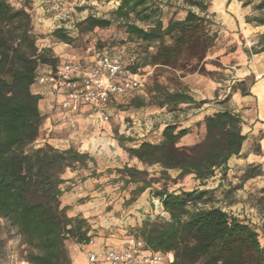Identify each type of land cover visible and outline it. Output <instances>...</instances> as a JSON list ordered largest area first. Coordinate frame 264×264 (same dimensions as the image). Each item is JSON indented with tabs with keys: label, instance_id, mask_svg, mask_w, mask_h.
Instances as JSON below:
<instances>
[{
	"label": "trees",
	"instance_id": "trees-1",
	"mask_svg": "<svg viewBox=\"0 0 264 264\" xmlns=\"http://www.w3.org/2000/svg\"><path fill=\"white\" fill-rule=\"evenodd\" d=\"M151 1L121 0L113 12L115 19L124 21L130 42L145 48L144 65L211 75L202 67L217 40L208 17L211 0H182L185 17L172 18L167 25L161 19L160 5ZM257 10L264 11V2ZM132 16L148 23V27L131 23ZM245 22L262 27L264 13L248 16ZM111 24V20L90 16L77 24V29L90 33ZM51 37L65 45L75 41L63 27L54 30ZM107 53L119 55L132 74L140 75L137 61H131L125 52ZM260 53H264V47L255 54ZM58 64L59 58L51 48H39L29 9L16 8L12 0H0V220L16 229L27 249L25 259L29 264H73L68 243L82 246L94 238L90 219L69 217V208L62 206L61 199L68 188V172L77 173L81 182L99 180L101 174L91 170L95 158L73 147L59 149L48 142L35 146L46 118L39 109L40 99L33 93V85L42 67L55 68ZM243 86V82L238 89L234 86L233 94L239 90L241 95H249ZM155 92L151 105L170 112L185 111L187 108H180L183 105L203 104L186 91L170 92L159 84ZM146 105L141 102L139 107ZM204 129L203 136L192 146L180 143L193 129L173 123L166 125L158 142L117 135L127 159L146 169L126 163L113 170L116 176L109 184H118L121 192L128 194L126 208L150 191L158 200L170 220L146 221L139 233L153 251L173 256L169 264H264V247L255 226L219 207H200L208 202L206 198L212 191H171L165 186L167 181L191 177L206 188L219 175L221 180L228 175L230 160L241 155L247 140L241 115L226 108L207 116ZM153 167H157V180L147 170ZM172 172L178 175L173 177ZM259 175L261 171L249 167L244 179ZM159 180L164 181V187L154 189Z\"/></svg>",
	"mask_w": 264,
	"mask_h": 264
},
{
	"label": "rangeland",
	"instance_id": "rangeland-1",
	"mask_svg": "<svg viewBox=\"0 0 264 264\" xmlns=\"http://www.w3.org/2000/svg\"><path fill=\"white\" fill-rule=\"evenodd\" d=\"M239 1L242 5L249 4L243 7L244 10L249 11V15H245L244 20L248 16H261L264 13V11L257 10L264 0ZM120 2L121 0H12V4L16 8L29 9L39 48H51L53 54L59 58V63L65 60L64 56L77 57L84 54L88 47L94 46L101 52H125L131 61L135 60L139 65V74L144 78V88L135 97L120 100L116 105L110 107L113 115L110 121H104L95 110H86L76 115L73 126L69 124L68 118L61 114L46 116L41 136L35 144L39 147L48 142L59 149L73 147L81 152H89L95 158L96 164L92 165L91 170L94 169L95 172L101 174L98 182L106 193L100 209L96 215L90 218L91 234L94 238L98 237L108 241L109 246L112 247L122 246L131 236L141 238L139 228L146 221L165 223L170 220L169 215L163 212L158 200L153 198L151 191L137 203L126 208L124 203L128 194L121 192L118 184H109L110 180L116 176L113 170L122 168L126 163L140 170L146 169L137 161L127 159L126 154L118 145L116 136L124 135L135 140L159 141L154 138L155 132L168 123L169 118L168 114L161 111V108L151 105L156 98V84L167 91H186L189 95L191 89H195L198 91V96L210 104L209 107L221 97L220 105L224 109H230L232 89L234 86L237 89L240 88L242 82L238 80L241 78L242 69L247 66L242 63V56H247L249 61L254 60L263 54L255 53L264 47V40L261 39L264 34V26L259 27L260 32L252 35L245 34L243 30L232 33L226 29L217 14L214 13V0H211L208 17L214 24L212 31L217 35V40L214 48L207 55V59L202 63V67L206 72L212 74H188L164 67L146 66L144 65L147 56L145 48L139 43L130 42L124 21H118L113 16V12L118 8ZM151 3L160 5L161 19L165 25L172 18L183 19L186 15L182 0H152ZM39 9L42 14L37 13ZM90 16L111 20L112 24L106 29H96L90 33L79 32L77 24ZM130 22L141 27H148V23L139 21L133 16ZM61 27L65 28L75 39L72 45L58 43L51 37L52 32ZM60 48H62V52L57 53ZM152 52L153 49L149 51V53ZM224 58L230 60L226 66L222 63ZM252 63L254 65V61ZM256 65L262 68L264 60L256 62ZM251 81L252 79L249 77L246 82H243V87L248 89ZM214 86L216 91L213 89ZM141 102H145L147 105L139 107ZM191 114H195V112H190ZM184 117L187 118V116ZM254 168L256 171L259 170L258 167ZM147 170L150 177L157 180L159 176L157 167ZM246 170L241 174L226 175L222 180L219 178L216 181H210L206 188L199 186L191 177L167 181L165 186L171 191L182 190L185 192L208 189L212 193L206 198L208 202L200 204V207H219L230 215H240L241 220L249 222L259 232L264 229V221L256 222V224L251 221L256 220L255 211L264 210V197H260L259 191L243 197L244 187L242 189L240 187L244 185L242 181L245 180ZM89 173L91 171L84 174ZM172 176L175 177V174L173 173ZM67 187L70 185L66 184L65 188ZM162 187H164V181L160 180L153 186L154 189ZM262 193L264 196V190ZM240 204L247 207L242 209ZM253 209L255 211H252ZM261 216L264 219V214ZM67 248L70 254L76 253L74 264L88 262V249H82L80 245L73 242H69ZM26 253L27 249L22 245L21 237L16 229L0 220V264H19L20 261L26 260ZM165 264H169L168 259Z\"/></svg>",
	"mask_w": 264,
	"mask_h": 264
},
{
	"label": "crops",
	"instance_id": "crops-1",
	"mask_svg": "<svg viewBox=\"0 0 264 264\" xmlns=\"http://www.w3.org/2000/svg\"><path fill=\"white\" fill-rule=\"evenodd\" d=\"M38 14H42L41 9L37 10ZM214 13L217 14L221 23L230 32H239L243 30L245 34H254L260 32L259 27L246 24L244 20L245 15H249V11L243 9L242 3L239 0H214ZM237 35V34H236ZM62 52L60 48L57 53ZM59 55V54H58ZM258 56V55H257ZM65 60L72 58V56H64ZM230 59V58H229ZM264 60V53L249 61L247 56H242L241 61L246 64V68L242 69L241 78L239 82H246L249 77L252 81L248 87L249 95L243 96L240 93H234L230 100V109L235 113L241 115L243 120V133L247 135V140L243 146L241 155L234 157L230 160L228 175L241 174L249 167H258L261 171V175L251 178L249 180H243L244 187L243 197H247L250 193H256L259 191L260 197H264L262 190H264V65L259 68L256 62ZM230 60L222 59V63L226 66ZM254 61V65H252ZM204 81V80H201ZM206 83V82H205ZM214 91L216 87L214 86ZM190 96L194 98L197 103L203 102L201 107H194L189 105H183L180 108L186 109L185 111L170 112L165 108L161 111L168 114L169 122L165 123L158 131L155 132V139L160 140L161 133L167 124L173 123L179 125L181 128H192L193 132L182 139L180 145L192 146L197 143L200 137L204 134V120L207 116L217 113L224 108L221 104V97L219 100L210 104L206 103V100L197 94V90L191 89ZM41 111V110H40ZM190 112H195L191 114ZM184 116H187L185 118ZM174 172H172L173 174ZM175 176L178 173H174ZM219 175L214 181L219 179ZM66 179L69 181L67 188L61 201L63 207H68V216L77 217L82 216L85 218H91L96 215V212L100 209V206L105 200V191L102 190L100 182L93 179H87L84 182L78 181V174L68 172ZM264 199V198H263ZM241 208H246V205L240 204ZM252 211H255L254 209ZM254 215L257 216L256 220L251 222L256 224L264 221L262 216L264 210H257ZM226 212V211H225ZM261 214V215H260ZM237 218H241L240 215H234ZM249 217V216H248ZM94 228V227H93ZM95 229V228H94ZM93 233V232H92ZM260 243L264 247V229L259 231ZM95 244L93 247L80 246L82 249L99 250L103 248H112L109 246L108 241L102 238H94ZM121 247L115 246L114 248ZM79 254V253H77ZM72 263H75L76 253H71ZM77 257V256H76ZM89 264V261L86 263Z\"/></svg>",
	"mask_w": 264,
	"mask_h": 264
},
{
	"label": "built area",
	"instance_id": "built-area-1",
	"mask_svg": "<svg viewBox=\"0 0 264 264\" xmlns=\"http://www.w3.org/2000/svg\"><path fill=\"white\" fill-rule=\"evenodd\" d=\"M144 88V78L132 74L124 60L116 54L101 52L94 46L80 56L60 62L55 68H41L33 85L39 97L43 116L61 114L75 125V116L97 111L104 121H110V107L120 100L135 97ZM94 239L83 244L93 247ZM89 264H165L173 256L153 251L139 237H128L121 247L88 251ZM19 264H29L22 260Z\"/></svg>",
	"mask_w": 264,
	"mask_h": 264
}]
</instances>
